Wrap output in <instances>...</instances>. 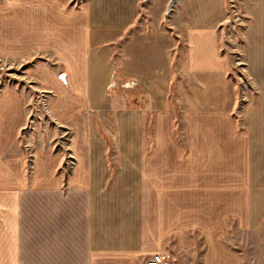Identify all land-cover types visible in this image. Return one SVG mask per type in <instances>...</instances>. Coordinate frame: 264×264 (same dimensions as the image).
Here are the masks:
<instances>
[{
	"label": "crops",
	"instance_id": "obj_1",
	"mask_svg": "<svg viewBox=\"0 0 264 264\" xmlns=\"http://www.w3.org/2000/svg\"><path fill=\"white\" fill-rule=\"evenodd\" d=\"M140 1L30 0L26 18L0 20V53L42 44L55 55L33 77L60 123L79 117L82 141L67 179L58 156L40 153L28 175L7 156L26 102L0 96V264H146L163 250L177 264L196 239L201 264H237L231 228L263 224L264 0H243L253 105L240 104L219 48L225 0H178L151 26L137 18ZM113 75L143 86L108 91Z\"/></svg>",
	"mask_w": 264,
	"mask_h": 264
},
{
	"label": "rangeland",
	"instance_id": "obj_2",
	"mask_svg": "<svg viewBox=\"0 0 264 264\" xmlns=\"http://www.w3.org/2000/svg\"><path fill=\"white\" fill-rule=\"evenodd\" d=\"M87 1L89 0H71L70 5L83 6ZM169 2L170 0H141L137 18L147 26L154 25L165 16ZM48 4V1H42L39 9H47ZM225 8L226 16L219 28V48L223 49L222 55L227 61L228 73L236 85L240 104L245 105L250 101V104L253 105L255 104L253 94L257 89L247 74L244 42L249 19L244 12L243 0H225ZM31 9L30 0H0V20L4 24H9L15 18L24 19ZM140 28L137 27V29ZM7 32L12 34L9 30ZM28 47L23 42L21 45L17 44V48L20 49ZM42 47V44L33 46L32 48L41 50L31 52L22 58L12 56L13 54L7 47H4L3 52L0 53V96L12 91L19 94L26 102L24 117L17 131L19 146L16 150L11 146L7 151V156H21L28 175L32 173L34 158L37 154L58 156L57 171L65 180L71 175L76 164V156H79L82 151L80 132L75 125V121L79 117L71 119L67 123H60L53 116L50 92L44 90V87L33 77V70L50 68L56 63V59L53 58L55 55H51ZM114 79L117 82L113 81ZM140 82L134 80L129 84H123L113 75L107 90H133L143 86ZM114 84L115 87L111 88ZM133 102L136 108L143 107V101L139 98H135ZM128 103L129 101L124 103V108L130 107ZM86 114L90 117L94 116L91 109H88ZM33 126H35V131L32 129ZM196 240L193 256L178 258L177 264H201L203 245L198 239ZM226 245L235 254L234 257L237 259L233 260L237 264H264V222L251 232H238L231 228V235ZM163 252L166 251L163 250L159 253Z\"/></svg>",
	"mask_w": 264,
	"mask_h": 264
},
{
	"label": "built area",
	"instance_id": "obj_3",
	"mask_svg": "<svg viewBox=\"0 0 264 264\" xmlns=\"http://www.w3.org/2000/svg\"><path fill=\"white\" fill-rule=\"evenodd\" d=\"M221 51L223 52L222 48H221ZM29 108H31V105H29ZM32 129L33 131H35V126H33ZM146 264H171V256L167 252L158 253V254L151 256L147 260Z\"/></svg>",
	"mask_w": 264,
	"mask_h": 264
},
{
	"label": "water",
	"instance_id": "obj_4",
	"mask_svg": "<svg viewBox=\"0 0 264 264\" xmlns=\"http://www.w3.org/2000/svg\"><path fill=\"white\" fill-rule=\"evenodd\" d=\"M178 2V0H170L167 8V13H169L172 9V7ZM58 79L62 82L65 83V76L63 74H60L58 76Z\"/></svg>",
	"mask_w": 264,
	"mask_h": 264
}]
</instances>
